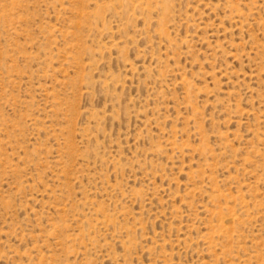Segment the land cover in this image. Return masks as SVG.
Here are the masks:
<instances>
[{
    "label": "rangeland",
    "instance_id": "rangeland-1",
    "mask_svg": "<svg viewBox=\"0 0 264 264\" xmlns=\"http://www.w3.org/2000/svg\"><path fill=\"white\" fill-rule=\"evenodd\" d=\"M0 264H264V0H0Z\"/></svg>",
    "mask_w": 264,
    "mask_h": 264
}]
</instances>
